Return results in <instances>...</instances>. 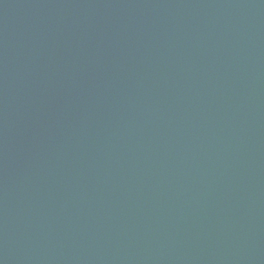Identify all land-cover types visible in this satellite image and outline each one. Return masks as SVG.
Instances as JSON below:
<instances>
[{"label": "water", "instance_id": "obj_1", "mask_svg": "<svg viewBox=\"0 0 264 264\" xmlns=\"http://www.w3.org/2000/svg\"><path fill=\"white\" fill-rule=\"evenodd\" d=\"M0 264H264V0H0Z\"/></svg>", "mask_w": 264, "mask_h": 264}]
</instances>
